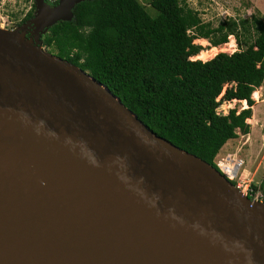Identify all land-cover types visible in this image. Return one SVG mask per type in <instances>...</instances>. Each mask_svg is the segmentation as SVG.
Here are the masks:
<instances>
[{"label":"water","instance_id":"1","mask_svg":"<svg viewBox=\"0 0 264 264\" xmlns=\"http://www.w3.org/2000/svg\"><path fill=\"white\" fill-rule=\"evenodd\" d=\"M85 1L0 29V264H264V202L25 37Z\"/></svg>","mask_w":264,"mask_h":264},{"label":"trees","instance_id":"2","mask_svg":"<svg viewBox=\"0 0 264 264\" xmlns=\"http://www.w3.org/2000/svg\"><path fill=\"white\" fill-rule=\"evenodd\" d=\"M146 2L153 15L139 0L85 1L71 21L27 39L104 85L152 133L218 170L222 147L237 131L250 132L251 95L264 81V19L227 18L212 27L181 0ZM34 13L33 4L17 26ZM230 36L235 52L200 61L206 52L195 40L214 49ZM233 100L246 108L218 113Z\"/></svg>","mask_w":264,"mask_h":264},{"label":"rangeland","instance_id":"3","mask_svg":"<svg viewBox=\"0 0 264 264\" xmlns=\"http://www.w3.org/2000/svg\"><path fill=\"white\" fill-rule=\"evenodd\" d=\"M181 1L184 2L186 6L196 11L203 23H209L212 27L218 26L221 21L227 18L239 20L247 19L255 15L256 17L264 19V0ZM139 3L149 14H154L153 10H149L146 0H139ZM33 4V0H0V29L11 32L18 31L21 26L19 27L17 25H19L20 21L30 11ZM230 37H228L227 44H229ZM232 39L235 41L234 37H232ZM203 41V43L197 40L194 41L195 44L205 48L202 52H206V54L200 56V61L204 60L203 62L212 59L217 54L225 53L229 55L237 50L236 41L233 48L227 44H223L216 47V54H214L212 58H209L210 53L214 50L211 47L209 48V43L206 40ZM194 59L199 60L196 57H194ZM257 90L259 99L257 101L254 100L251 95V100L254 102L253 107H251L252 115L251 118L246 121L250 126L249 134L242 135L237 131V137L229 140L226 143L227 145L223 147L219 151L220 153L214 158V163L217 168L224 166L226 175L232 177V179H230L232 182L231 184L236 188L240 186L239 191L241 193L247 190L246 187L251 189L255 187V190L260 192V186H264V81L262 86ZM232 109L239 112L244 108L240 101L233 100L222 103L217 111L221 114H227V112ZM235 162V167H232L234 170L231 171L228 167ZM234 171L236 173L235 176L232 174Z\"/></svg>","mask_w":264,"mask_h":264},{"label":"built area","instance_id":"4","mask_svg":"<svg viewBox=\"0 0 264 264\" xmlns=\"http://www.w3.org/2000/svg\"><path fill=\"white\" fill-rule=\"evenodd\" d=\"M54 1H56V0H49V2H54ZM233 165H231L230 167H228L229 169H231V171H233L234 169H232V167H235V165H236V162L235 163H232ZM225 166H227V165H225ZM218 171L228 180V181H230V179H232V177H229L228 175H226V172H225V170H224V166L223 167H221V168H218ZM235 171H236V169H235ZM235 171L232 173V174H234V176H235ZM240 188V186L237 188V189H239ZM246 189L247 190H245L243 193L245 194V196H249V197H253V200L252 201H254V202H258V203H263L262 202V194L260 193V192H257V191H254L253 189H251V188H249V187H246Z\"/></svg>","mask_w":264,"mask_h":264},{"label":"bare ground","instance_id":"5","mask_svg":"<svg viewBox=\"0 0 264 264\" xmlns=\"http://www.w3.org/2000/svg\"><path fill=\"white\" fill-rule=\"evenodd\" d=\"M230 40H229V44H227L228 46H230V47H234L235 45H234V43H235V41L232 39V37H230L229 38ZM217 51V49L216 50H214V51H212L211 53H210V56H209V58H212L213 56H214V54H216L215 52ZM252 98L254 99V100H258L259 99V93H258V91H255L253 94H252ZM244 101H241V104L242 105H244V103H243ZM241 193V192H240ZM242 194V193H241Z\"/></svg>","mask_w":264,"mask_h":264},{"label":"flooded vegetation","instance_id":"6","mask_svg":"<svg viewBox=\"0 0 264 264\" xmlns=\"http://www.w3.org/2000/svg\"><path fill=\"white\" fill-rule=\"evenodd\" d=\"M55 5L56 4H54V5L50 4V6H55ZM25 36H26V38L30 39V38H35L36 34L34 33V30L31 27H29Z\"/></svg>","mask_w":264,"mask_h":264},{"label":"clouds","instance_id":"7","mask_svg":"<svg viewBox=\"0 0 264 264\" xmlns=\"http://www.w3.org/2000/svg\"><path fill=\"white\" fill-rule=\"evenodd\" d=\"M46 2V4H48L50 6V4H57L59 0H56L54 2H49V0H44ZM33 3H34V0H33ZM35 14V13H34ZM34 16V15H33ZM245 109V108H244ZM219 172V171H218ZM230 183H232L231 181H229ZM236 188V187H235ZM247 197V196H246ZM248 198V197H247Z\"/></svg>","mask_w":264,"mask_h":264},{"label":"crops","instance_id":"8","mask_svg":"<svg viewBox=\"0 0 264 264\" xmlns=\"http://www.w3.org/2000/svg\"><path fill=\"white\" fill-rule=\"evenodd\" d=\"M216 49V48H215ZM215 49H213V50H215ZM244 103V105H242L243 106V108H246V103L245 102H243ZM227 144H225L223 147H225ZM222 147V148H223ZM220 153V152H219Z\"/></svg>","mask_w":264,"mask_h":264}]
</instances>
